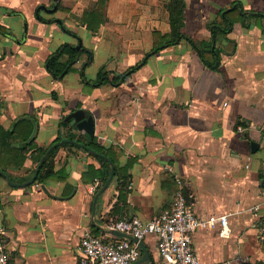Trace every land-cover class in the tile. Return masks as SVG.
<instances>
[{"label":"crops","instance_id":"crops-1","mask_svg":"<svg viewBox=\"0 0 264 264\" xmlns=\"http://www.w3.org/2000/svg\"><path fill=\"white\" fill-rule=\"evenodd\" d=\"M97 1L0 0L2 126L12 129L30 115L39 126L35 144L48 147L76 125L66 116L84 109L95 118L99 143L114 147L121 165L132 161L126 205L118 200L116 177L94 205L105 184L85 176L90 164L99 165L85 150L61 147L56 166L67 178L48 181L46 189L7 179L29 174L30 154L22 169L8 165L9 176L0 177V245L10 264H79L85 231L136 242L107 229L109 219L149 221L171 206L180 188L192 195L198 216L210 221L194 237L201 264H264V0H185L184 32L201 46L214 41L216 68L186 39L141 63L154 48V32L170 30L169 0H106L108 20L94 33L80 18ZM54 5L58 10L49 13ZM236 6L229 13L232 29L214 37V26L226 28L224 12ZM79 40L86 50L56 79L48 58ZM100 72L107 75L99 78ZM251 139L259 143L255 151ZM68 186L76 190L66 198ZM222 216H228L229 232ZM140 242L138 261L145 250L149 256L134 263L164 264L154 235Z\"/></svg>","mask_w":264,"mask_h":264},{"label":"trees","instance_id":"trees-1","mask_svg":"<svg viewBox=\"0 0 264 264\" xmlns=\"http://www.w3.org/2000/svg\"><path fill=\"white\" fill-rule=\"evenodd\" d=\"M57 5L59 6V4ZM105 5L106 0H98L94 9L84 12L80 18V21L87 26L88 30L96 33L98 32L101 25L106 23L108 19L104 14ZM185 6V0L168 1L166 9L169 13L170 30L165 34H162L159 31L154 32V48L151 52L146 54L141 63H144L153 53L186 39L194 48L200 50L201 58L206 65L212 68H216L219 65V61L216 59L218 50L212 48L214 41L201 46L191 36L184 32ZM235 10H238L237 6L224 12V18L228 25L226 28L222 25H215L212 32L214 37L218 34H226L232 29L233 20L229 16V13H232ZM257 15L261 14L257 13ZM62 26L66 31L68 30L64 22H62ZM80 54L81 53L73 45L63 44L53 55L48 58L47 68L56 79H61L70 71V69H72L73 65L79 59ZM65 55L68 56V59L66 61H62V58ZM139 65L140 64H136V66L128 71L131 72L137 69ZM125 74H127V72L115 77V81L120 80ZM105 75H107V73L100 72L99 78H102ZM62 123V125L68 124L65 122ZM74 128H76V125L71 127L67 134H59L48 147H40L35 144V141L28 145L26 144L34 131L33 121L22 118L13 126L12 129L8 130H6L0 122V177L9 176L7 170L8 165L22 169L27 160L28 154H30L34 163V168L29 171V174L18 178L10 176L11 180L14 182L23 183L28 181L34 175L37 166L49 148L55 142H59L63 139H70L71 142L61 143L50 151L40 169L35 182L45 186L48 181H60L67 178L66 170L64 168H57L56 166V157L61 147L68 148L72 151L85 150L89 152L90 157L96 160L99 164L98 166H96L94 163L90 164L88 172L85 174V176L92 177V179L98 178L101 184L104 185L111 174V162H113L115 165L114 177L118 179V200L122 201L124 205H126L130 185L129 169L131 167L132 161H129L126 165H121L119 161V153L114 150V147H104L99 143L96 135L88 138L79 136L75 133ZM15 136L18 138L20 137V141L17 144L12 143V139ZM86 147L90 148L92 152L88 151ZM75 190V187H66L64 197H71Z\"/></svg>","mask_w":264,"mask_h":264},{"label":"built area","instance_id":"built-area-1","mask_svg":"<svg viewBox=\"0 0 264 264\" xmlns=\"http://www.w3.org/2000/svg\"><path fill=\"white\" fill-rule=\"evenodd\" d=\"M33 185L36 188L41 187V184L37 182ZM191 197L192 195H187L183 188H180L174 194L171 206L149 221H144L138 216L123 219L110 218L107 229L132 236L137 239L133 243L126 239L106 240L90 231H85L80 241L82 257L79 264L137 262L141 257L139 242L148 235H154L157 238L158 250L164 264H201L195 250L194 237L198 230L207 227L210 221L198 216ZM219 221L223 231L229 232L228 216L220 217ZM0 264H10V256L2 245H0Z\"/></svg>","mask_w":264,"mask_h":264},{"label":"water","instance_id":"water-1","mask_svg":"<svg viewBox=\"0 0 264 264\" xmlns=\"http://www.w3.org/2000/svg\"><path fill=\"white\" fill-rule=\"evenodd\" d=\"M55 1L57 2L58 0H55ZM57 10H58V6H57V5H54V7L51 8V9H48V8H47V11H48L49 13H54V12H56ZM75 48H76L79 52H83V51L86 50V49L83 47L82 40H79V42H78V44L75 46ZM86 64H87V63H86ZM86 64H85V65H86ZM127 75H128V74H125V75L120 79V81H122ZM107 78H108V77H107ZM21 118H26V119H29V120H31V121L34 122V131H33L32 135H31V137L29 138V140L26 142V144L28 145V144L32 143V142L35 140V138H36V136H37V134H38V129H39L38 122H37L32 116H30V115H25V116H22ZM21 118H20V119H21ZM70 120H74V122H75V124H76V128H77L79 131H84V132L87 133L90 137L95 135V118H94V116H93L92 114H89V115H88L84 109H78V110H75V111L71 112L70 114H68V115L66 116V118H65V121H66V122H69ZM262 130H263L262 134L264 135V125H263V127H262ZM243 136H244L246 139H250V132H249V131H245L244 134H243ZM69 142H71L70 139H63V140H61V141H59V142H55V143L49 148V150L47 151V153L43 156V158L41 159L39 165H38L37 168H36V171H35L34 175H33L28 181L23 182V183H19V184H18V183H14V182H12L11 179H10V177H7V179H8L13 185H15V186L19 185V186L25 187V186H30V185H32V184L36 181V179H37V177H38V174H39V172H40V169H41V167H42V165H43V163H44L46 157L49 155L50 151L53 150L56 146L60 145L61 143H69ZM250 142H251L252 150L255 151V148H258V147H259V143H258L256 140H253V139H251ZM82 145H83V144H82ZM83 146H85V145H83ZM86 148H87L88 151L92 152V150H91L90 148H88V147H86ZM0 172H1V171H0ZM114 176H115V165H114L113 162H111V174H110V176H109L107 182H106L105 185L103 186V188L97 193L96 198H95V204H94V205H96V201H97L99 195H100V194L102 193V191H103V190H104V189L110 184V182L112 181V179L114 178ZM43 187L46 189L45 186H43ZM113 233H114L115 235H117V236L128 237V238H131L133 241H137V239H135V238H133L132 236L127 235V234H125V233H123V232H120V231L115 230ZM139 243H140L141 246H143L142 242H139ZM148 256H149V253H148L147 250H145L144 257H143L140 261H138V262H144V261H146V260L148 259ZM138 262H136V263H138ZM136 263H133V264H136Z\"/></svg>","mask_w":264,"mask_h":264},{"label":"rangeland","instance_id":"rangeland-1","mask_svg":"<svg viewBox=\"0 0 264 264\" xmlns=\"http://www.w3.org/2000/svg\"><path fill=\"white\" fill-rule=\"evenodd\" d=\"M66 34H68V36H70V38H71V35H72V33H66ZM73 36V35H72ZM94 68V67H93ZM94 70V69H93ZM93 70H92V68L91 67H89V69H88V71H87V76L89 77V78H93V75L94 74H92L93 73Z\"/></svg>","mask_w":264,"mask_h":264}]
</instances>
